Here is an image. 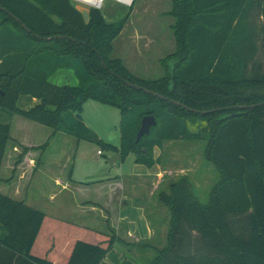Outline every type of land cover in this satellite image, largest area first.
Instances as JSON below:
<instances>
[{"label":"trees","instance_id":"trees-1","mask_svg":"<svg viewBox=\"0 0 264 264\" xmlns=\"http://www.w3.org/2000/svg\"><path fill=\"white\" fill-rule=\"evenodd\" d=\"M167 15L176 50L165 59V76L142 79L111 58L129 14L108 23L90 9L85 23L69 0H0V110L102 144L84 124L82 106L92 99L115 107L121 143L114 153L120 160L132 153L146 168L156 165L153 150L165 142H206L219 181L206 204L187 179L158 194L169 224L166 246L149 264H264V0H172ZM59 69L72 70L78 84H51ZM20 96L40 103L18 110ZM145 116L157 125L135 143ZM185 117L206 120L208 135L190 131ZM9 141L10 126L0 124V169ZM22 149L16 165L28 151ZM0 226V264H101L117 241L1 193Z\"/></svg>","mask_w":264,"mask_h":264},{"label":"rangeland","instance_id":"rangeland-1","mask_svg":"<svg viewBox=\"0 0 264 264\" xmlns=\"http://www.w3.org/2000/svg\"><path fill=\"white\" fill-rule=\"evenodd\" d=\"M171 10L172 0H132L129 6L106 0L100 13L108 23L116 22L129 14L123 31L113 42L111 58L121 60L127 70L138 78L158 79L165 76L163 68L166 64L165 59L172 56L176 50L171 29L174 19L167 15ZM63 71L70 72L66 69ZM56 80L53 79L52 83L61 85L65 82L71 86L76 79L73 76L71 80L67 82L64 80L61 83ZM81 117L84 124L97 135L102 144L77 142L72 136L57 134L49 142L40 170L27 185V197L32 201L30 207L39 210L49 218L70 223L71 226H83L96 232L104 231L105 234L111 235L109 225L103 218L104 212L96 207L99 203L103 205V202L98 200L106 197L108 192V196L111 194V188L106 185H112L117 181L122 185H128L130 181L151 173L153 169L136 164L132 153L110 165V160L116 155L112 148H119L121 143V115L118 109L88 99L82 106ZM185 119L190 131L208 135L209 123L206 120L196 117H185ZM1 120L2 114H0ZM38 126L42 130H49ZM156 149L153 150L154 159H156ZM206 154V142L175 141L167 144L166 153L162 159L165 165L172 167L175 180L189 181L191 192L201 204L209 201L210 192L220 178L215 167L206 160ZM6 167L7 165L3 164L0 171V178L3 180H8L11 176V171ZM56 179L62 183L56 184ZM65 182H70L71 186L80 185L78 194H72L71 188L63 190ZM12 190L8 184H0L1 194L12 198ZM133 191L135 190L131 187L128 190L127 187L125 188L126 196L130 197L127 199L144 202L149 209H152L154 204L160 207L158 212H152L150 216V221L160 240L162 229L166 228L165 225L167 226L168 210L158 202L157 197L150 200L141 189L137 195H133ZM165 192H168V189ZM94 206L95 211L91 210ZM131 210L133 209L129 206L120 217L117 215L118 211L113 212L111 223L114 225L120 220L119 218H123L124 223L127 220L136 219ZM0 230H3L1 226ZM72 232L74 229L69 231V237L75 234ZM163 240L162 247H165L166 235ZM116 248L120 251L123 249L124 255L128 258L133 255L132 261L137 264L150 262L154 257V252L149 255L140 253L139 250L127 251L120 243L116 244Z\"/></svg>","mask_w":264,"mask_h":264},{"label":"crops","instance_id":"crops-1","mask_svg":"<svg viewBox=\"0 0 264 264\" xmlns=\"http://www.w3.org/2000/svg\"><path fill=\"white\" fill-rule=\"evenodd\" d=\"M63 70L65 69L57 70L49 77L48 81L51 84L57 86H70L65 82L61 85H58V83H52L53 79H57L61 83L64 80L67 82V80H71L72 77L75 76L72 70H69L70 72H64ZM77 84L78 81L76 79L74 80V85H71V87H75ZM39 103V100L30 96H20L17 100L16 106L18 110L27 111ZM0 114H2V120L0 121V124H7L10 126L11 138V141H9L7 144L5 155L1 164V169L3 164L7 165L6 168L11 171V176L8 180H3L0 178V184H8L11 190L13 189L12 198L15 200L24 201L27 205L31 206L30 204L32 201L27 197L26 193L27 185L31 182L32 177L40 170L43 156L49 146L51 139H54L57 134L62 133L53 134V131L49 128V130H42V128L38 126L40 124L27 120L5 109H1ZM36 134H38V136H36ZM168 143L172 142H165L161 148L156 149L155 158L157 159V163L152 167L153 171L151 173L145 174L139 177V179L130 181L128 185H122L119 181L112 185H106L111 188V194L108 196V192L106 194L107 196L104 195L106 197L98 200L103 202V205L99 203L96 204V207L104 212L103 218L107 221V224L109 225V231L115 235L117 241L101 264H137L132 261L133 255L128 258L124 255L123 249L120 251V249L116 248L117 243L122 244L123 248L127 251L139 250L140 253L143 254L154 252V257L156 250H161L164 248L162 247L164 241L163 237L166 235L167 239L169 216L167 226L165 225L166 228L162 229L159 240L157 237V231L150 221V216H152V212H158L160 207L157 204H154L153 208L149 209L146 207L144 202L140 203L135 199H127L130 197L128 195L126 196L125 188L127 187V190L129 187L133 188L135 190L133 191V195H137L141 189L151 200L152 198L157 197L161 191L165 192L172 183L177 181L175 180V173H173L172 167L165 165L162 160L164 153H166ZM22 148H28V151L22 155L20 163L16 165L17 158L23 153ZM55 183L61 184L62 182L56 179ZM80 187V185L73 184L71 186L70 182H65L63 183L62 189L68 190L71 188L72 194L77 195L80 191ZM149 198L147 199L149 200ZM82 204L84 205V203ZM129 206L131 209H133L131 212L134 213L133 216H135L136 219L133 218L127 220L124 223L122 222L123 218H119L120 220L116 221L113 225L111 223L113 212L118 211L117 215L120 217L125 212V209H127ZM91 210L95 211V206L92 207ZM81 227L85 228L83 226ZM98 233L105 234L104 231H99ZM5 236L6 231L4 229L0 230V239H3ZM150 262L146 261L145 264H149Z\"/></svg>","mask_w":264,"mask_h":264},{"label":"water","instance_id":"water-1","mask_svg":"<svg viewBox=\"0 0 264 264\" xmlns=\"http://www.w3.org/2000/svg\"><path fill=\"white\" fill-rule=\"evenodd\" d=\"M76 9L81 13L84 22L88 23V21H89V9H86V8H76ZM22 27L25 28L23 25H22ZM26 31L30 32L28 29H26ZM126 85H128L129 87L134 88L136 90L143 91L145 94L152 95L153 97H155V98H157L159 100L168 101V102L174 104L175 106H178V107H180V108H182V109H184L186 111H189L191 113H199V112H197L195 110L187 108L186 106H184V105H182V104H180L178 102L169 100L168 98H165L164 96H161V95H158V94H156L154 92L148 91V90H146V89H144L142 87L135 86V85L128 84V83H126ZM260 106L261 105H256V106L253 105V106H250V107L253 108V107H260ZM245 108H246L245 106H237V107H233L232 109L233 110H241V109H245ZM201 113L202 114H206L207 112H201ZM156 125H157V122H156L154 117H152V116L143 117V119L141 120L140 128H139V130H138V132L136 133V136H135V143H138L144 136H148L149 133H150L151 128L155 127ZM119 160H120V155L116 154L110 160V165H113L115 162H117Z\"/></svg>","mask_w":264,"mask_h":264},{"label":"built area","instance_id":"built-area-1","mask_svg":"<svg viewBox=\"0 0 264 264\" xmlns=\"http://www.w3.org/2000/svg\"><path fill=\"white\" fill-rule=\"evenodd\" d=\"M72 5H74L76 8H86V9H94L99 10L103 6L106 0H69ZM116 3H119L120 5L129 6L132 3V0H112Z\"/></svg>","mask_w":264,"mask_h":264}]
</instances>
